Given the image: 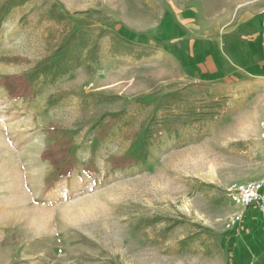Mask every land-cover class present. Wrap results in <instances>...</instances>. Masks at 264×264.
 Segmentation results:
<instances>
[{
    "label": "rangeland",
    "instance_id": "374dc122",
    "mask_svg": "<svg viewBox=\"0 0 264 264\" xmlns=\"http://www.w3.org/2000/svg\"><path fill=\"white\" fill-rule=\"evenodd\" d=\"M263 17L264 0H0V264H264V210L228 197L264 180ZM62 141L66 176L41 156Z\"/></svg>",
    "mask_w": 264,
    "mask_h": 264
},
{
    "label": "trees",
    "instance_id": "16d2710c",
    "mask_svg": "<svg viewBox=\"0 0 264 264\" xmlns=\"http://www.w3.org/2000/svg\"><path fill=\"white\" fill-rule=\"evenodd\" d=\"M2 84L6 87L10 96L20 97L29 96L32 91V84L29 79L21 75H8L2 78ZM116 122L115 118L110 119L109 126ZM105 133L101 134L104 137ZM70 153V146L68 141L55 142L50 145L43 153L42 157L49 159L52 165L56 168L60 176H66L72 171L73 166L71 163L67 164ZM135 160L131 158L120 157L116 159L115 166H126L133 163ZM65 164V170H62L61 165ZM232 256L230 255V258Z\"/></svg>",
    "mask_w": 264,
    "mask_h": 264
},
{
    "label": "built area",
    "instance_id": "2783aa9c",
    "mask_svg": "<svg viewBox=\"0 0 264 264\" xmlns=\"http://www.w3.org/2000/svg\"><path fill=\"white\" fill-rule=\"evenodd\" d=\"M260 139L264 142V116L260 131ZM231 202L240 204L243 208L254 207L264 210V180L237 185L228 190Z\"/></svg>",
    "mask_w": 264,
    "mask_h": 264
},
{
    "label": "water",
    "instance_id": "95a60500",
    "mask_svg": "<svg viewBox=\"0 0 264 264\" xmlns=\"http://www.w3.org/2000/svg\"><path fill=\"white\" fill-rule=\"evenodd\" d=\"M262 40H263V52H264V17H263V34H262Z\"/></svg>",
    "mask_w": 264,
    "mask_h": 264
},
{
    "label": "bare ground",
    "instance_id": "6f19581e",
    "mask_svg": "<svg viewBox=\"0 0 264 264\" xmlns=\"http://www.w3.org/2000/svg\"><path fill=\"white\" fill-rule=\"evenodd\" d=\"M246 32V31H245ZM232 36V35H231ZM236 41V40H235ZM247 44V43H246ZM235 45V44H234ZM248 46V45H247ZM237 47V46H236ZM238 48V47H237ZM246 48V47H245ZM236 50V48H235ZM250 50V49H249ZM224 51V50H223ZM226 53V52H225ZM237 56V55H236ZM232 57V56H231ZM226 61V60H225ZM257 67V66H256ZM252 68V67H251ZM253 69V68H252ZM248 71V70H247Z\"/></svg>",
    "mask_w": 264,
    "mask_h": 264
},
{
    "label": "crops",
    "instance_id": "0c3cea01",
    "mask_svg": "<svg viewBox=\"0 0 264 264\" xmlns=\"http://www.w3.org/2000/svg\"><path fill=\"white\" fill-rule=\"evenodd\" d=\"M240 207H241V206H240ZM242 210L244 211V210H245V208H243V207H242Z\"/></svg>",
    "mask_w": 264,
    "mask_h": 264
}]
</instances>
